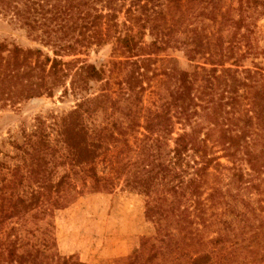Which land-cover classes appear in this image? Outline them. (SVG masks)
<instances>
[{
	"label": "trees",
	"instance_id": "1",
	"mask_svg": "<svg viewBox=\"0 0 264 264\" xmlns=\"http://www.w3.org/2000/svg\"><path fill=\"white\" fill-rule=\"evenodd\" d=\"M224 1L0 0V18L51 52L0 41V102L58 89L77 101L52 141L37 119L15 146L20 163L0 180V264H83L58 252L51 222L77 181L91 193L121 181L146 198L154 235L113 264H264V65H243L263 52L264 0ZM108 44V63L124 68L118 92L105 80L114 70L82 58Z\"/></svg>",
	"mask_w": 264,
	"mask_h": 264
},
{
	"label": "rangeland",
	"instance_id": "2",
	"mask_svg": "<svg viewBox=\"0 0 264 264\" xmlns=\"http://www.w3.org/2000/svg\"><path fill=\"white\" fill-rule=\"evenodd\" d=\"M224 6H236L232 0H225ZM120 22L123 16L120 14ZM255 37L258 47L263 51L260 56H251L244 60L243 65L252 66V63L264 65V16L257 20ZM148 36L145 41H149ZM0 41L15 44L21 48H42L51 55L48 48L42 47L38 41L27 35L24 28L18 24L7 22L0 18ZM168 54L178 59L182 69L190 70V63L183 57L181 50H172ZM111 45H105L99 50H89L82 58L97 64L103 63L105 69L114 70L111 81V90L118 92V83L122 81L124 70L122 66L110 63ZM114 68V69H113ZM103 83L92 86L89 93H100L107 90ZM116 94V93H115ZM115 97L114 95H112ZM72 95L64 96L61 89L54 92L53 97L42 96L15 106L3 105L0 102V180L9 176V168L20 163L19 152L15 146L21 144L24 135L35 130L37 119L43 120L50 140L55 133L50 126L54 118L65 115L76 104ZM152 97L148 92L144 95L143 107L151 108ZM109 112V111H108ZM107 114H98L95 122L99 124L106 120ZM52 134V135H51ZM132 140V139H131ZM130 141V138H129ZM115 150H111L112 154ZM223 165H229L224 159ZM104 164L99 163V174L106 173ZM62 169L58 170L60 175ZM214 173V171H211ZM227 171H221V182L227 181ZM77 190L62 199L63 208L54 211L51 222L54 226V235L58 252L63 256L74 255L83 264H113L119 258H125L134 253L144 238L154 235V226L144 217L146 198L123 188V183H116L110 192L91 193L77 181ZM251 198H256L253 194ZM14 222V221H12ZM11 224V223H8ZM42 228L44 223L40 222Z\"/></svg>",
	"mask_w": 264,
	"mask_h": 264
}]
</instances>
